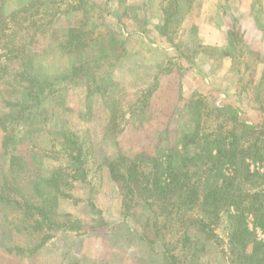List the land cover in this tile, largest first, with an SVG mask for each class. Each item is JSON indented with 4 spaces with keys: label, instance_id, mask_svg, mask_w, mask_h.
<instances>
[{
    "label": "rangeland",
    "instance_id": "1",
    "mask_svg": "<svg viewBox=\"0 0 264 264\" xmlns=\"http://www.w3.org/2000/svg\"><path fill=\"white\" fill-rule=\"evenodd\" d=\"M163 6L165 38L176 51L170 54L156 30L149 31L156 43L150 50L127 42L149 30L143 0H0L8 17L0 49V264H34L38 250L65 230L58 228L72 225L56 209L63 197L111 200L115 206L94 210L91 224L79 221L82 233L127 225L153 252L140 264H245L252 253V245L231 237L240 225L233 216L254 193L264 206V180L242 175L245 163L264 176L263 18L242 22L225 11L229 28L223 18L222 51L208 46V55L219 57L210 62L197 28L184 26L197 0ZM68 39L72 45L62 50ZM18 55L34 58L35 75L46 81L40 104L29 98L20 120L11 105L29 85L18 76ZM224 55L234 75L218 83L229 80L233 91L197 92V64L223 70ZM44 86L35 84L37 91ZM224 149L236 155L230 160ZM57 171L58 189L37 195L34 177L50 180ZM213 190L225 201L210 219L202 204ZM41 202L51 203L54 230H36L23 208ZM244 221L264 244L255 216L247 212ZM122 244L115 237V247Z\"/></svg>",
    "mask_w": 264,
    "mask_h": 264
},
{
    "label": "crops",
    "instance_id": "2",
    "mask_svg": "<svg viewBox=\"0 0 264 264\" xmlns=\"http://www.w3.org/2000/svg\"><path fill=\"white\" fill-rule=\"evenodd\" d=\"M164 1L143 0V10H145L143 11L145 13L143 17L145 18L144 24L146 26L144 29L149 30L147 32H137L141 36L136 35L134 36V41L132 39L127 41L130 46L136 44L150 50V45H156L155 37H157L170 46L165 49L167 54L175 51L174 46H171L165 38L164 31L168 23V16L163 6ZM195 6L196 2L194 3V8ZM225 11H227L228 15L238 16L236 18H239L242 22H248L256 13H259L263 18L264 26V0H197V14H191L185 20L184 26L187 32H189L191 27L197 28V44L202 46V54L210 62L216 61L219 57L217 55H208L211 53V51L208 52V46H214L216 50L222 51L220 46L223 44L224 38L221 30L223 25L220 21L223 18L227 19L226 28H229L230 20H228L227 16L223 17ZM151 30L153 33L155 30L159 31L161 36H158L156 32V35H154L155 33L153 34L155 37H151L149 32ZM260 42L264 53V35L260 38ZM142 54L144 57L150 58L145 52H142ZM220 62L225 65L223 70H220V66L218 67L216 63L208 70L205 69L204 65L200 66L197 64V87L194 88L197 92L201 94L208 93L211 96L212 93H216V89L228 93L233 91L231 89L232 82L229 83V80H226L227 85L225 86L218 83L220 78L233 77V69L230 66L232 59L229 55H224L220 57ZM262 76L261 74L259 81ZM223 96L221 95V97ZM224 98L227 99L226 96ZM114 203L121 210L122 201L118 203L116 195ZM92 204L96 209L100 210H110L114 205L111 200L108 202L95 198V200L89 201L88 199L78 200L63 197L57 201L56 209L59 215H68L74 220L89 225L94 218ZM115 237L119 238L123 246L115 247ZM146 244L144 239L135 234V230L125 224H119L115 229L102 233H82V231L77 232L65 229L60 230L56 237L38 250L34 264H140V260H148L153 254L151 248ZM115 255L120 257L116 258Z\"/></svg>",
    "mask_w": 264,
    "mask_h": 264
},
{
    "label": "trees",
    "instance_id": "3",
    "mask_svg": "<svg viewBox=\"0 0 264 264\" xmlns=\"http://www.w3.org/2000/svg\"><path fill=\"white\" fill-rule=\"evenodd\" d=\"M23 9L25 11L26 9L28 10V6L27 8H23ZM21 12L22 11H20L19 13ZM19 13H16L9 17L15 21ZM6 20H8V17H5L4 14H0V47H1L0 49H2L3 44L1 40L5 37V29H6V26L8 25ZM71 45L72 44L70 43L68 39L63 44L62 50H64L66 47L71 46ZM1 57L2 56L0 55V58ZM15 59L18 61V64L20 65L19 67L20 71L18 72V76L21 78V81L29 85L26 89L24 96L21 99L15 100L14 104L11 105L12 111L16 112L19 109V114L16 117H13V119L18 118V120H20V118H22V114L31 108V106L27 105V100L29 98L32 99L31 102H33L34 105L40 104L41 96L44 93L42 90L46 88L43 85V82H46V81L41 82L40 77L35 75L34 70H33L34 58H31V56L29 55L27 56L18 55ZM82 64L84 65L86 63L84 62ZM35 84H39L44 87H41V89L37 91ZM53 87L54 89L58 88L56 85H53ZM235 153H236V149H230L227 151L226 149L223 150L224 155L231 156L230 160L232 159L234 155H236ZM112 172L116 176L114 168L112 169ZM242 175L248 181H255V179L264 180V176L260 175L257 172H251L249 169V165L245 163L243 164ZM34 178H36L35 184H31V185L34 188L36 194L40 195V194H43L45 189H46V192L48 189H58L60 172L58 171L55 172L50 180L39 179L36 176ZM159 183L160 184L157 185V188L164 189L161 186V181ZM225 188H228V187H225ZM146 191H147V187H143L141 189V193L146 192ZM259 200H260V195L258 193H254V195H252L251 203L249 204V206L243 209H239V213L233 216L235 217V219L239 221L240 225H239V228L237 229V232L233 234V236L231 237L232 241L236 244L240 243L244 246L245 245L253 246L252 253L251 254L245 253L244 255L245 264H264V244L258 241V238L255 237V233L251 232L247 228V226L245 225V221H244L245 214L247 212L253 214L255 216L256 226L261 227V229L264 232V206L262 203H259ZM224 201H225V197H224V194L221 192V190L209 191L205 195L204 200H203V204H202L203 213L206 215L207 218H210V219L218 217L220 208L221 206L224 205L223 203ZM49 204L51 205V203ZM49 204L44 203V202H41L39 204L31 203L23 207L27 213V216L34 219V222L36 225V227L34 228L36 230H41V228H47L50 230H54V228H56V224L51 222L52 210L49 209ZM92 207H93V210H96V207L93 204H92ZM65 219H66V222L72 225L71 226L62 225L60 226L61 228H58V229H66V230L77 231V232H81L83 230V225L81 224V222L73 221L71 217L68 215L65 216Z\"/></svg>",
    "mask_w": 264,
    "mask_h": 264
}]
</instances>
